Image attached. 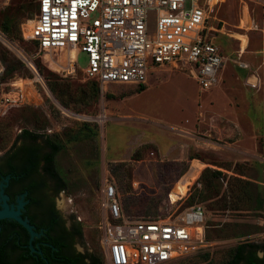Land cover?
Listing matches in <instances>:
<instances>
[{
    "label": "rangeland",
    "instance_id": "rangeland-1",
    "mask_svg": "<svg viewBox=\"0 0 264 264\" xmlns=\"http://www.w3.org/2000/svg\"><path fill=\"white\" fill-rule=\"evenodd\" d=\"M201 1L209 14V39L228 58L218 83L203 89L188 67L151 66L142 90L134 84L101 87L83 71L89 65L86 52L78 54L79 67L71 70L66 51L41 50L26 36L33 18L20 22L19 38H9L1 27L2 14L15 0H0V29L9 41L8 45L0 43V50L20 66L7 74L8 61L0 58V152L25 129L48 133L63 142L57 169L68 185L60 197L68 205L64 212H71L80 223L83 243L103 254L105 264L109 263L99 228L105 179L117 183L123 203L132 201L141 209L139 215L179 212L196 204L205 208L207 244L163 264H221L236 245L264 240V209L217 212L210 201L196 198L190 202L191 191L180 199L173 197L176 183L198 166L202 171L205 163L222 172L223 191L230 177L264 187V84L254 88L249 83L263 60L264 0ZM32 4L36 14L38 0ZM153 16L150 13L154 31ZM96 83L100 94L94 98ZM2 88L18 95L20 101H6ZM158 145L170 147L168 158L161 157ZM184 150L188 158L199 159L181 177L188 162L174 159ZM195 184L204 188L201 180Z\"/></svg>",
    "mask_w": 264,
    "mask_h": 264
},
{
    "label": "built area",
    "instance_id": "built-area-1",
    "mask_svg": "<svg viewBox=\"0 0 264 264\" xmlns=\"http://www.w3.org/2000/svg\"><path fill=\"white\" fill-rule=\"evenodd\" d=\"M208 18L201 0H38L25 34L44 51L76 48L77 57L86 52L89 65L83 71L103 88L145 85L151 66L173 65L188 67L203 89H211L228 58L209 39ZM8 42L0 29V43ZM262 54L259 69L249 79L254 88L264 84V49ZM24 62L34 70L28 59ZM22 80L29 85L27 78ZM1 91L8 102L21 99ZM99 205L100 241L109 264L168 263L207 244V212L200 204L168 214L131 216L124 211L117 183L105 179Z\"/></svg>",
    "mask_w": 264,
    "mask_h": 264
},
{
    "label": "flooded vegetation",
    "instance_id": "flooded-vegetation-1",
    "mask_svg": "<svg viewBox=\"0 0 264 264\" xmlns=\"http://www.w3.org/2000/svg\"><path fill=\"white\" fill-rule=\"evenodd\" d=\"M34 146L32 138L20 139L0 152V210L4 189L10 207L17 210L22 205L21 216L36 233L32 239L31 232L18 221L0 220V264H68L67 256L82 262L87 247L80 223L71 212H64L68 205L61 199L65 190H58V180L47 174L42 182L34 162L28 164L30 173H15L25 164L24 153H34Z\"/></svg>",
    "mask_w": 264,
    "mask_h": 264
},
{
    "label": "trees",
    "instance_id": "trees-1",
    "mask_svg": "<svg viewBox=\"0 0 264 264\" xmlns=\"http://www.w3.org/2000/svg\"><path fill=\"white\" fill-rule=\"evenodd\" d=\"M32 3L33 0L32 2H29V0H15L14 5L2 14L1 27L8 34L9 38H19L21 36L20 22L23 19L34 17L33 7L35 5ZM34 42L38 44L37 41ZM4 56L0 50V58L6 62L8 61L7 74L19 69V63ZM40 71L42 72L41 68ZM96 84L97 88L92 93L94 98H97L100 94V85L99 83ZM141 89L144 90L145 86L141 85ZM28 138H32L37 146H34V153H24L25 164L21 168V171L14 172L19 175H22L21 172L30 173L32 168L28 164L34 162L35 170L36 172H40L38 176L42 182H44L47 174H49L58 180L60 186L58 190H66L68 187L67 182L57 169V156L64 147L63 142L48 133L33 132L29 129H25L19 133L14 142ZM39 140H42V143ZM26 149L28 148H24V150ZM191 158L195 157L193 156ZM188 167L189 165L181 176L187 171ZM220 175H222L221 171L209 167L204 169L198 179V181H202L204 188L198 189L196 184H194L191 189L192 193L190 194L189 201L194 202L196 198L200 202L210 201L209 206L217 212L259 211L264 209V187L239 177H230L228 180V188L223 191ZM123 208L128 215L142 216L138 214V212H141V209L136 204L134 205L132 201L123 203ZM81 236L83 238L82 228ZM81 258L83 260L79 262L77 259L67 256L66 261L68 264H105L103 254L98 251L93 252L88 247L87 252L82 254ZM221 264H264V240L260 242H243L236 245L226 253Z\"/></svg>",
    "mask_w": 264,
    "mask_h": 264
},
{
    "label": "bare ground",
    "instance_id": "bare-ground-1",
    "mask_svg": "<svg viewBox=\"0 0 264 264\" xmlns=\"http://www.w3.org/2000/svg\"><path fill=\"white\" fill-rule=\"evenodd\" d=\"M76 58H77V49L76 48H73V49H69V50H66V53H65V59L66 61L69 62V66H70V69L71 70H75L74 68V63L76 61ZM23 81V80H22ZM21 82V81H20ZM25 83V82H24ZM24 83L21 82L19 83V85L21 87H24ZM31 83V82H30ZM26 84V83H25ZM101 119H103L104 117L101 116L100 117ZM199 169H193V172L190 174V175H186L184 176L183 178H181L175 185L174 187V193L173 194V197L175 199H180L179 197L185 195L188 191H189V187L191 185H193V183L198 179L199 177V174H200V170H201V167L198 166ZM192 187V186H191ZM190 187V188H191Z\"/></svg>",
    "mask_w": 264,
    "mask_h": 264
},
{
    "label": "water",
    "instance_id": "water-1",
    "mask_svg": "<svg viewBox=\"0 0 264 264\" xmlns=\"http://www.w3.org/2000/svg\"><path fill=\"white\" fill-rule=\"evenodd\" d=\"M1 197L3 200V209L0 210V220L2 219H13L21 223L23 226H25L32 234V239L36 235V233L33 230V227L30 226L28 221L21 216V211L20 208L22 205L19 206V209H14L11 208L10 205L8 204V196L4 194V189L1 190Z\"/></svg>",
    "mask_w": 264,
    "mask_h": 264
},
{
    "label": "crops",
    "instance_id": "crops-1",
    "mask_svg": "<svg viewBox=\"0 0 264 264\" xmlns=\"http://www.w3.org/2000/svg\"><path fill=\"white\" fill-rule=\"evenodd\" d=\"M175 150V147H174V149H173V151ZM158 152L159 153H161V157L163 158V159H166V157L168 158L170 155H169V153H170V147H168V148H164V147H161V146H159L158 145ZM169 155V156H168ZM195 157V156H194ZM194 159H199V158H188V156H187V152H186V150H184V152L182 153V155H180L178 158H176V159H174V161L175 162H183V161H187L188 162V165H189V167H188V169H190L191 168V166H192V161L194 160ZM202 161V160H201ZM204 162V161H203ZM205 163V162H204ZM207 163H205V167L202 169V171H201V173H200V175H199V177H198V179L200 178V176H201V174H202V172L204 171V169H206L207 168ZM188 169H187V171H188ZM186 173V172H185ZM184 175V174H183ZM182 177V176H181ZM197 179V180H198ZM196 180V181H197ZM195 181V182H196ZM195 182L193 183V185L195 184ZM193 185H192V187H193ZM191 187V188H192ZM191 188L189 189V192L191 191ZM188 192V193H189Z\"/></svg>",
    "mask_w": 264,
    "mask_h": 264
}]
</instances>
